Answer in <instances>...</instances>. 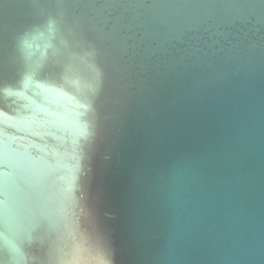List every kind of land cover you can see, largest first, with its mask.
I'll return each mask as SVG.
<instances>
[{
  "label": "water",
  "instance_id": "obj_1",
  "mask_svg": "<svg viewBox=\"0 0 264 264\" xmlns=\"http://www.w3.org/2000/svg\"><path fill=\"white\" fill-rule=\"evenodd\" d=\"M0 264H264V0H0Z\"/></svg>",
  "mask_w": 264,
  "mask_h": 264
}]
</instances>
